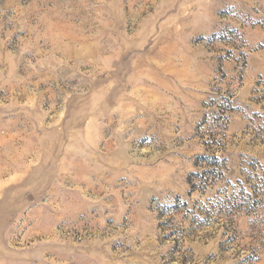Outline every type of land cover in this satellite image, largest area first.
<instances>
[{
  "label": "rangeland",
  "instance_id": "1",
  "mask_svg": "<svg viewBox=\"0 0 264 264\" xmlns=\"http://www.w3.org/2000/svg\"><path fill=\"white\" fill-rule=\"evenodd\" d=\"M0 264H264V0H0Z\"/></svg>",
  "mask_w": 264,
  "mask_h": 264
},
{
  "label": "trees",
  "instance_id": "2",
  "mask_svg": "<svg viewBox=\"0 0 264 264\" xmlns=\"http://www.w3.org/2000/svg\"><path fill=\"white\" fill-rule=\"evenodd\" d=\"M196 175V174H195Z\"/></svg>",
  "mask_w": 264,
  "mask_h": 264
}]
</instances>
